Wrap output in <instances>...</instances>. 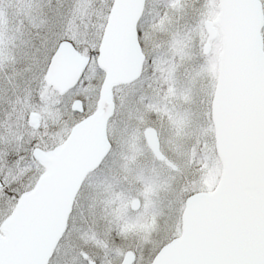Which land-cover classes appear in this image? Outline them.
I'll use <instances>...</instances> for the list:
<instances>
[{
  "label": "snow or ice",
  "instance_id": "obj_1",
  "mask_svg": "<svg viewBox=\"0 0 264 264\" xmlns=\"http://www.w3.org/2000/svg\"><path fill=\"white\" fill-rule=\"evenodd\" d=\"M240 46L238 164L215 106ZM0 264H264V0H0Z\"/></svg>",
  "mask_w": 264,
  "mask_h": 264
},
{
  "label": "water",
  "instance_id": "obj_2",
  "mask_svg": "<svg viewBox=\"0 0 264 264\" xmlns=\"http://www.w3.org/2000/svg\"><path fill=\"white\" fill-rule=\"evenodd\" d=\"M216 143L221 159L238 164L250 155L261 121V107L251 83L243 48H229L216 98Z\"/></svg>",
  "mask_w": 264,
  "mask_h": 264
}]
</instances>
